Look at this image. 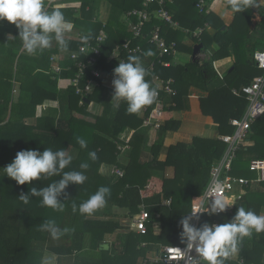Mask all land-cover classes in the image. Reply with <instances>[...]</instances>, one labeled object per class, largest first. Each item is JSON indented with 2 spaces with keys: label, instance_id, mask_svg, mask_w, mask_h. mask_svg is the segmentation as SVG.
I'll return each mask as SVG.
<instances>
[{
  "label": "trees",
  "instance_id": "obj_1",
  "mask_svg": "<svg viewBox=\"0 0 264 264\" xmlns=\"http://www.w3.org/2000/svg\"><path fill=\"white\" fill-rule=\"evenodd\" d=\"M51 1L45 0V10L54 9ZM75 1L81 2L78 9H60L74 26L72 33L90 34V42L94 43L100 29L106 32L101 58L94 67L114 76L113 70L117 61L114 58L109 61L107 59L116 45L130 40L132 45L141 46L142 53L127 54L123 51L121 55L126 62L131 55L140 56L147 69L151 62H154L153 71L145 77L153 87L155 85L152 82V74L174 80L176 94H161L162 118H165L167 112L182 110L189 88L195 86L209 91L207 97L200 99V108L203 115L211 116L216 123L219 135L234 132L229 120L232 117H240L248 103L240 88L254 76L263 73V70L255 67L252 62L253 53L263 50L264 44L250 41L253 35L250 27L253 23L251 7L244 12L234 13L232 22L225 30H221L224 22L210 10L200 11L196 6L198 0H164V8L170 13L173 21L178 23L177 27L153 14L159 9L158 3L153 2L146 8L151 12V18L145 22L141 35L133 38L132 26L137 22V18L128 15V11L143 9V0H106L110 3V13L105 24L97 19L99 0ZM257 1L254 0V3ZM258 6L260 21L257 24L264 29V3ZM8 24L14 25L6 19L0 21L3 28ZM208 26L215 28L216 33H209ZM156 27L166 43H175L178 53L191 54L193 45L202 43L201 51L207 54V59L196 58L194 61L188 60L185 64L171 62L169 66H162L157 60L155 45L149 41ZM198 28L202 32L193 36L190 32ZM13 32L18 37V29ZM260 35L264 36V30ZM186 38L192 44H187ZM68 43L70 50H75L82 44L78 38L69 39ZM148 51L153 55L147 56ZM228 56L234 58L233 68L223 77V84L209 90L218 77L214 61ZM23 57L19 56L15 69L11 65L0 77V168L11 163L20 150L38 149L42 152L45 148L56 151L72 147L75 151L74 159L64 171H83L87 179L81 185L69 184L65 195L60 197L63 210L57 211L42 206V198L36 196H30L29 202L25 204L20 199V194H29L31 187H46L61 179V176L18 185L0 169L1 264H21L22 258V264H40L42 252L31 247L33 240L47 242L46 250L59 259L70 260V264H137L138 260L147 259L151 252H157L161 245L182 244L179 238V221L200 201L209 182L211 168L220 161L226 143L218 137L200 136H193L191 142L165 143L167 137L180 126V120L172 118L165 120V123L157 128L155 140L147 146V130L141 125L143 116L155 106L156 100L152 105L144 107L146 111L142 108L136 114H129L126 111V102L112 100L113 91L106 93L103 81L97 79L98 86L86 97L89 103L102 106L101 114L96 115L88 111L89 103L75 92L73 86L61 90L57 87V78L73 76L75 70L51 73V63L47 55L45 64L38 62V72L32 70L25 74L21 72ZM41 57L39 54L36 59L40 60ZM164 58L172 61L173 56L166 55ZM240 66H247L250 70L248 77L241 75ZM44 70L49 73H44ZM86 76H90L89 71ZM33 78L40 79L41 83L34 84L30 90L27 86ZM13 81L19 83V95L15 98L11 93ZM233 88L237 93L233 92ZM28 90L33 91L29 99L26 95ZM58 103L65 112L56 119L52 116L51 125L47 113H39L38 116L37 109L41 110L43 105L49 108ZM32 117L36 119L35 122L30 121ZM127 128L133 132L128 142H124L121 136ZM76 137L84 138L87 148H81L76 142ZM247 141L248 144L238 148L230 174L253 179L256 173L250 169L249 161L253 158H264V114L250 126ZM119 145H127L128 148L121 152ZM146 151L148 158L144 159ZM89 152L96 153L97 158L94 161L90 159ZM121 157H126V162H122ZM84 162L89 164L87 170L80 169V164ZM103 164L122 169L123 175H105L100 170ZM250 170L255 173L254 176H251ZM253 185L245 186L240 198L232 196L230 200L235 204L226 212L212 216L203 214L199 226L204 222L212 223L215 219H218L219 223L227 222L241 206L258 214L260 207L264 206V183L258 186L259 189H252ZM101 186L110 188L105 206L91 215L80 214L79 205ZM167 199L171 200L170 205H163L162 202ZM73 204L77 206L76 211H73ZM142 206L149 213L145 234L135 232L118 220L117 213L113 211L120 209L119 217L131 218ZM47 220H54L61 229L68 228L70 231L58 239H53L47 231L41 230V225ZM155 222L160 224L159 234L154 233ZM122 229H128V232L120 235L119 231ZM116 232L120 240L111 239ZM66 239L68 241L64 243ZM143 242L146 243L145 246L142 245ZM102 243H109V248H101ZM237 255V258L229 259L227 264H264V232L245 237L240 242Z\"/></svg>",
  "mask_w": 264,
  "mask_h": 264
},
{
  "label": "clouds",
  "instance_id": "obj_2",
  "mask_svg": "<svg viewBox=\"0 0 264 264\" xmlns=\"http://www.w3.org/2000/svg\"><path fill=\"white\" fill-rule=\"evenodd\" d=\"M256 5L254 0H226V6L233 13L244 12ZM7 20L18 29V37L22 42L23 50L28 55H36L52 48L55 43L61 51L69 50V43L65 36L72 32L73 24L65 19L60 9L45 10V0H0V20ZM90 34L81 35L80 42L87 44ZM147 56L153 55L151 51ZM114 88L112 100L126 102V111L129 114L140 112L145 106L152 105L157 99L158 92L145 77L149 75L140 56L131 55L127 62H120L113 70ZM81 148H87V141L76 137ZM93 161L97 158L95 152H89ZM73 155L66 149L53 151L45 148L25 149L16 153L11 163L3 168L5 175L16 181L18 185L31 183L34 180L48 179L61 176V179L43 188L31 187L30 193L20 194V199L27 204L30 196L40 197L41 205L53 210L62 211L63 203L60 200L65 195L69 184L81 185L87 179L83 171H64L72 160ZM89 164H80V169L87 170ZM110 195V188L101 186L86 201L79 205V213L91 215L106 204V197ZM195 200V199H194ZM207 204L203 201L196 203L190 213L179 221L181 231L179 238L184 245L183 253L200 258L206 264H227L239 251L240 242L253 233L264 232V215H258L252 210L238 207L235 215L224 223L204 222L196 226L192 221L199 220L200 216L219 215L226 212L235 202L227 199L217 191L206 196ZM77 206L73 204V211ZM41 230L47 231L53 239H58L68 233L70 229H61L54 220H47L41 225ZM43 264H50L44 260Z\"/></svg>",
  "mask_w": 264,
  "mask_h": 264
},
{
  "label": "built area",
  "instance_id": "obj_3",
  "mask_svg": "<svg viewBox=\"0 0 264 264\" xmlns=\"http://www.w3.org/2000/svg\"><path fill=\"white\" fill-rule=\"evenodd\" d=\"M156 2L159 5V9L153 12L157 17L164 19L169 22L172 26H178L176 21H173L170 13L164 8V0H143V9H132L128 12V15L136 16L137 22L132 26L133 38L139 37L142 33L143 26L147 22L152 14L147 11L146 8L149 4ZM197 8L202 11L208 12L210 9V2L205 0H198L196 3ZM206 7V8H205ZM185 32H190L185 30ZM202 30L198 28L190 33L193 36H197ZM106 40V32L104 29H100L94 43L88 42L87 44L79 45L75 50H71L67 54L68 63L64 64L62 61L63 57H59L57 61V56H52L51 60L55 63L51 66V71L55 74H59L62 70L73 71L74 75L70 77H59L58 84H61L63 88L73 86L75 92L85 98L93 92V90L98 86L97 79L105 78V73L99 68L94 67L101 58L102 45ZM150 43L155 45L156 51L158 53L157 60L162 66H169L171 64L170 60L165 59L166 55H176L178 52L175 43H166V41L161 37L159 28H155L149 39ZM125 51L127 54H141L142 48L140 45H132L131 41H125L121 45H116V47L111 52V55L107 59L114 58L117 61V65L120 62H126L125 58L121 55ZM253 65L261 70L263 73L252 78V80L243 85L240 88V92L244 94L248 100L246 110L244 114L240 117H232L229 120L231 126L234 127L233 134L221 135L219 139L226 143L225 151L220 159V161L211 168L210 179L206 185L201 199L199 202L203 201L205 206L207 204L206 196H211L213 193L219 191L227 199H231L232 196H236L239 191L242 190L247 185H259L264 183V158H253L249 161V167L251 170L256 172V177L253 179H247L241 176H235L230 174L232 163L236 157V152L241 145L246 144L247 136L250 126L264 114V50H257L252 55ZM154 62H151L148 71L151 73L153 71ZM87 71H89L90 76L87 77ZM84 83L82 84V81ZM152 81L157 89L158 96L155 102V106L143 116L142 127H154L158 128L163 124L162 118V98L161 94L165 93L168 96H173L176 94V90L173 87L174 80L172 78L163 79L156 74H152ZM233 92L237 93L234 89ZM82 103V100H80ZM146 111L145 108L142 109ZM128 148L125 146H118L120 151H124ZM111 174L116 176H122L123 170L111 166ZM171 200L167 199L162 202L163 205H170ZM198 202V203H199ZM193 209V208H192ZM192 211V210H191ZM221 214V213H220ZM202 216V215H201ZM199 220H193L192 222L199 226ZM131 228L139 234H145L147 231V222L149 221V213L142 206L138 213L134 214L131 218ZM212 223H219L218 219H215ZM143 246L146 245L145 242L142 243ZM179 247L183 250V244H168L162 245L160 250H158L155 257H150L148 259L142 260L143 264L146 263H158L162 262L164 264H202L200 258L195 256L193 252L192 256L183 253L181 250L177 249ZM230 259H233L230 258Z\"/></svg>",
  "mask_w": 264,
  "mask_h": 264
},
{
  "label": "crops",
  "instance_id": "obj_4",
  "mask_svg": "<svg viewBox=\"0 0 264 264\" xmlns=\"http://www.w3.org/2000/svg\"><path fill=\"white\" fill-rule=\"evenodd\" d=\"M51 4H52L54 9H57V8L58 9H62V8L63 9L64 8L78 9L81 2L75 1V0H52ZM210 5H211L209 8L210 11L215 13L218 16V18L224 22V26L231 22L234 13L231 10H229L228 8H226L225 4H223L224 6H222V3L220 2V0H212L210 2ZM97 6H98L97 19L100 20L103 24H105L108 21V17H109V13H110V3L106 0H99V2L97 3ZM256 14L258 16L260 15L259 14V6L257 8ZM65 19L68 20L67 18H65ZM256 25H257L256 23L251 24L252 34H253V32H255L254 36H257V35L263 33V30H264L261 27H257L258 29H256V28L253 29ZM208 28H212V27L208 26L207 29ZM14 29H16L15 26L11 25V24L5 25L4 28L0 26V77L2 76V73H5V71H7V70H9V68H11V65H13L14 69L17 67L16 65L18 63V58L20 55L24 56L22 58V59H24V65H22L21 72H24L25 74L28 73L29 71H32V70L34 72H38V70H39L38 67L40 66L39 64H45L47 55L49 56V61L51 63L50 64L51 66L55 63L54 61L51 60V57L54 55L57 56V61H58L59 57H63V59L60 61H62L64 64L69 62V60L66 57H67L68 52L71 50L69 49L67 52L61 51L60 48L58 47V45H56L55 43L53 44L52 48L47 49L42 53H37L36 55L26 54L25 51L23 50L22 42H21L20 38L17 37L16 33L13 32ZM80 36L81 35L79 33L74 35L72 32H70V33L66 34L65 38L69 42V39H74V38H78L80 40ZM252 40H253V38L251 36L250 41L253 42ZM185 42L189 45L192 44L188 38L185 39ZM2 43H5V45H4L5 47L3 46ZM17 47L19 50L17 49ZM55 50H57V51L55 52ZM192 52H193V47H192ZM192 52H191V54H185V53L180 54L177 52L176 55L173 56L171 62L181 63V62H186L188 60H192ZM39 54H41L42 57L40 60H37L36 57ZM177 54H179L180 57H183V59L181 61L176 60ZM12 56H15L14 59H11ZM207 57H208L207 54L200 50V52L198 54V58H200L201 60H205V59H207ZM38 62H39V64H38ZM233 63H234L233 56L224 57V58H221V59L214 61L213 65H214V68L216 69V71L218 73V77L210 85L209 90H212L216 87H219L221 84H223V82H224L223 77L227 73H229V71L233 68ZM239 70H240L241 75L243 77L249 76L250 70L247 68V66H240ZM49 71L51 73H53L51 71V67H50ZM49 71L44 70V73L47 74V73H49ZM13 72L14 71H12V73ZM53 74H55V73H53ZM12 77H13V75H12ZM113 78H114V76L105 74V78L103 79V85L107 89L106 93L109 91H114V88L112 85ZM57 80H58V78H57ZM30 82L31 83L28 82V86H27L28 89H30V90H32V88H33L32 86L34 84L41 83L40 79H36V78L31 79ZM18 86H19V83L17 81H13V86H12L13 88H12L11 93L14 96V98L17 97V95H19ZM57 87L60 90L66 89V88H63V86H61V84H58V81H57ZM234 89L235 88H233V90ZM32 93H33V91H29V90L27 91L26 95L28 96V99L30 97L29 95ZM208 94H209V91H207V90H202V89L197 88L195 86H191L189 88V91H188L187 100H186V104H185L184 108L182 110H179V111H171V112L165 113V118L163 117V123H165V120H170L172 118L175 120H180V126L178 127L177 131H175L171 135H169V137H167L165 143L190 142V140L193 136L208 137V138H217V137L219 138V136H221V135H219L218 130H217V125H216V123L213 122V119L211 118V116L203 115L201 112L200 99L207 97ZM88 106L91 107V109H88L89 112L96 114V115L101 114L102 106L100 104L89 103ZM246 107H247V105H246ZM246 107L244 108L242 115L244 114ZM37 110H38V113H37L38 116H39V113H41L40 115H42V114L46 115V113H47L48 116H50V117H48V120H50L49 121L50 125L52 123L51 122L52 116L56 119V118L60 117L62 114H64V112H65V110L61 107L60 103H58L54 107H49V108L47 107V105H43L41 110H39V109H37ZM55 119H54V122H55ZM35 120L36 119L34 117H32L30 121L35 122ZM146 130H147L146 132H147V136H148L147 137V144L152 143L155 140L154 135H156V133H157L156 132L157 128L146 127ZM132 132H133L132 129L127 128L125 133L122 134L121 139L124 142H128ZM226 135H230V134H226ZM153 136H154V138H153ZM248 143L249 142L247 141L246 144H248ZM70 150H72V155L73 154L75 155V151L73 150L72 147L69 148L67 151H70ZM124 151H121V152H124ZM110 167L111 166L108 164H103L101 166L100 170H101V172H107V170ZM253 186L254 187L252 189H259L260 187L258 188V186H262V185L260 184V185H253ZM243 192H244V189L242 188V190L239 191L236 196H239L238 198H240L241 195L243 194ZM115 210L117 213L116 218L118 220L122 221V219L124 217H119L120 209H115ZM258 215H264V206L260 207ZM153 229H154L155 234H159L161 231L160 224L158 222H155L153 224ZM108 239H110V237ZM237 256L238 255H236L233 258H237ZM140 262H142V260H138L137 264H141Z\"/></svg>",
  "mask_w": 264,
  "mask_h": 264
},
{
  "label": "rangeland",
  "instance_id": "obj_5",
  "mask_svg": "<svg viewBox=\"0 0 264 264\" xmlns=\"http://www.w3.org/2000/svg\"><path fill=\"white\" fill-rule=\"evenodd\" d=\"M206 1V0H205ZM226 0H220V2L222 3V6H224L223 4H225V6H226V2H225ZM256 3V2H255ZM257 3L258 4H263L264 3V1L263 0H258L257 1ZM211 6V5H210ZM227 8V7H226ZM257 8H258V5H257ZM257 10H255L254 12H253V18H252V21H253V23H258L259 21H260V15L258 16L257 14ZM259 18V19H258ZM233 19V18H232ZM231 22H232V20H231ZM230 22V23H231ZM229 23V24H230ZM229 24H227V25H225V28L223 29V30H225L226 28H227V26L229 25ZM224 26V25H223ZM251 27V26H250ZM253 27V26H252ZM258 27V24L253 28V29H258L257 28ZM222 27H220V29H221ZM252 31V30H251ZM241 33V32H240ZM238 34H239V30H238ZM255 35V32H253V35H252V38H253V43H256L257 41H259V43L261 42L262 44H264V36H262V35H257V36H254ZM181 53H183V52H181ZM180 53V54H181ZM185 54H187V53H185ZM175 59V58H174ZM183 59V57H180L179 56V54H177V56H176V60L177 61H181ZM187 62V61H186ZM186 62H181L182 64H185ZM87 109H91V107H87ZM155 136V138H156V135H154ZM154 136H153V138H154ZM152 138V137H151ZM192 139V138H191ZM190 142H191V140H190ZM151 145V143H148L147 144V146H150ZM70 152V154H72V150H70L69 151ZM145 154V156H144V159H147L148 157H147V151L144 153ZM74 155V154H73ZM123 156V155H122ZM121 161L122 162H126V157H121ZM111 168H109L108 170H107V172H104V174L105 175H107V176H111L112 174H111ZM251 171V170H250ZM253 171H251V176H254L255 175V173H252ZM159 173H161V171H159ZM170 174V173H169ZM171 175V174H170ZM113 211H115L116 212V210H113ZM117 217V216H116ZM121 222H123L124 224H126V225H128V226H131V219L129 218V217H127V218H123L122 219V221ZM132 229V228H131ZM126 232H128V229H125V230H120L119 231V233H120V235L121 234H123V233H126ZM110 236H108V238H109ZM119 234L116 232L115 234H114V236H112L111 237V239H118V240H120L119 238ZM63 241V240H62ZM68 241V239H66L65 241H64V243H66ZM122 242V241H121ZM118 243H120V242H118ZM46 245H47V242H42V241H34L33 240V242H32V248L33 249H36V250H39V251H41L42 252V255L40 256L41 257V261H40V264H43V261L44 260H49L50 261V264H70V260H67L66 258L64 259V258H62V259H59L56 255H54L53 253H51V252H49L48 250H46ZM162 246V245H161ZM161 246H159V250H160V248H161ZM155 251V250H154ZM156 254H157V252L155 251V252H151V254H150V256L148 257V258H150V257H155L156 256ZM147 258V259H148ZM145 260V259H144ZM23 261H24V258H22L21 260H20V263L22 264L23 263ZM144 262V261H143ZM143 262H140L141 264H143ZM0 264H1V262H0Z\"/></svg>",
  "mask_w": 264,
  "mask_h": 264
},
{
  "label": "water",
  "instance_id": "obj_6",
  "mask_svg": "<svg viewBox=\"0 0 264 264\" xmlns=\"http://www.w3.org/2000/svg\"><path fill=\"white\" fill-rule=\"evenodd\" d=\"M251 8H252V11L254 12L255 10H257V4L251 6ZM224 28H225V26H222L221 30H223ZM207 31L209 33H211V34H214V33H216L217 30L212 27V28H208ZM201 48H202V43H198V44H195L193 46L192 61H194L196 58H198V54H199ZM86 100L89 103V100L88 99H86ZM100 246L103 249H108L109 248V244L108 243H102Z\"/></svg>",
  "mask_w": 264,
  "mask_h": 264
}]
</instances>
